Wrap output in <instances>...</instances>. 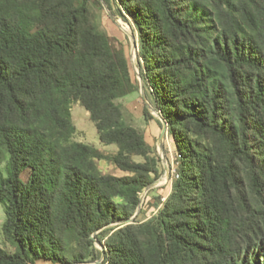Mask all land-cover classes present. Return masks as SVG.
Wrapping results in <instances>:
<instances>
[{"label": "trees", "instance_id": "obj_1", "mask_svg": "<svg viewBox=\"0 0 264 264\" xmlns=\"http://www.w3.org/2000/svg\"><path fill=\"white\" fill-rule=\"evenodd\" d=\"M105 2L135 27L140 77L175 145L170 192L147 218L117 223L162 171L117 102L140 82L89 0H0V204L13 248L0 245V264H264V0ZM73 102L115 153L73 138Z\"/></svg>", "mask_w": 264, "mask_h": 264}, {"label": "rangeland", "instance_id": "obj_2", "mask_svg": "<svg viewBox=\"0 0 264 264\" xmlns=\"http://www.w3.org/2000/svg\"><path fill=\"white\" fill-rule=\"evenodd\" d=\"M103 7L98 5L96 0H89L92 8L97 12L99 16V25L101 29H104L111 37L113 43L118 47H123L130 63L131 73L133 78H137L140 82V89L134 93H130L122 98L117 99V102L124 107L127 121L141 131L148 143L155 148V152L158 155L161 166V175L155 180L154 184L144 191L140 195V211L142 213L137 218L144 219L150 216L155 211L154 203L158 200H164L170 192L172 184V174L175 173V145L172 137L167 134L164 141V150L162 151L159 145V137L163 128L161 116L155 109L152 103V95L144 86L143 80L140 77L139 58H138V46H137V34L133 23L129 20H125L120 13L116 10L114 12L105 0H100ZM145 107H148L151 116L147 119L144 115ZM72 117L76 125V132L74 139L82 142H86L94 145L101 151L107 154H113L116 152L117 147L115 145H105L99 140L97 129L90 119L89 112L79 103L73 102L71 105ZM167 165V169H165ZM99 168L106 173H113L122 175L124 172L116 168L111 162L107 160L98 161ZM136 214V212H135ZM134 214V215H135ZM136 214V215H137ZM5 219V212L3 205L0 204V245L7 249H13L4 239L2 234V224ZM116 224L111 223L110 226ZM96 245L102 248L100 243L96 241ZM102 258L99 260L101 261ZM99 261V262H100ZM97 261L89 264H94ZM34 264H54L50 261L40 259ZM85 264V263H77Z\"/></svg>", "mask_w": 264, "mask_h": 264}, {"label": "water", "instance_id": "obj_3", "mask_svg": "<svg viewBox=\"0 0 264 264\" xmlns=\"http://www.w3.org/2000/svg\"><path fill=\"white\" fill-rule=\"evenodd\" d=\"M161 120H162V123H163V128H162V131H161V134H160V137H159V145H160V148L161 150L163 151L164 150V141L166 139V136H167V122L161 117ZM165 169H167V165H165ZM155 182V181H154ZM151 183L150 185H148L145 189H144V194L146 193L145 191H148V189L154 184ZM140 206H141V203H139V206L137 208V211H136V214L139 213L140 211ZM136 214L131 217L130 219H126V220H121V221H118L117 223H129V222H132L134 217L136 216ZM99 242V241H98ZM102 246V249L103 248V245L100 244ZM102 260V259H101ZM100 260H98L97 262H99ZM96 262V263H97Z\"/></svg>", "mask_w": 264, "mask_h": 264}]
</instances>
